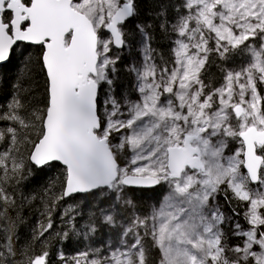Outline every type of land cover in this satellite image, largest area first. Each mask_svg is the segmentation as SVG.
Returning a JSON list of instances; mask_svg holds the SVG:
<instances>
[{"label":"snow or ice","instance_id":"1","mask_svg":"<svg viewBox=\"0 0 264 264\" xmlns=\"http://www.w3.org/2000/svg\"><path fill=\"white\" fill-rule=\"evenodd\" d=\"M14 57L43 94L18 75L0 105V264H264V0H161L146 13L140 0H0V64ZM57 165L60 191L46 187L48 222L32 237L44 246L18 247L35 199L21 189ZM157 187L149 213H122L130 192ZM61 202L58 242L109 239L54 259Z\"/></svg>","mask_w":264,"mask_h":264},{"label":"trees","instance_id":"2","mask_svg":"<svg viewBox=\"0 0 264 264\" xmlns=\"http://www.w3.org/2000/svg\"><path fill=\"white\" fill-rule=\"evenodd\" d=\"M161 0H140V7L142 13H146L150 9L158 7ZM166 2V0H165ZM147 18V17H144ZM158 51L164 56L165 59H169L171 56L170 46L166 39L161 38L159 32H157V41L154 45ZM245 58V54L235 58V65L240 64ZM219 61H217V64ZM21 62L18 57H14L11 61L0 64V105H6L11 97L13 91V83H17L16 77H21L19 84L25 90H30L32 95L41 96L43 94V78L33 73L31 77L26 76L27 69L22 68ZM209 76L215 82V86H219L222 81V73L217 65H213L209 69ZM133 78L122 72L120 77V90L125 95L135 96V89L133 87ZM22 95H26L25 92H21ZM235 147V145L233 146ZM128 154H122L124 160ZM63 179L62 166L57 165L55 168L44 169L43 171L37 170L33 177L30 178L25 186L21 189L24 196L31 199V202H25L20 209L19 219L17 220L16 213H11L14 220H17L16 231L18 234V247H25L31 244L37 251H39L44 245L40 241H33L32 237L34 230H37L41 224L46 225L48 218L44 213V202L47 199L45 195V189L48 185H52V192L58 193L60 191V182ZM164 188H151V189H135L130 192L134 207H124L121 209L122 213L127 216H131L134 213L147 214L151 211L154 205H157L162 195L164 194ZM20 199V196H17ZM67 203H75V201L69 200ZM67 203L61 202V205L57 207L56 211L52 213L53 229L52 236L49 238L50 250L53 253L55 259V253L57 249H61L68 255L73 256L78 252L85 251L89 246L100 247L102 243L109 239L110 234L101 229L96 237L91 241H77L72 240L61 244L57 241L55 233L59 232L65 225L61 223L60 214L64 207H67ZM87 211V210H85ZM45 236H48L46 233ZM43 239V238H42Z\"/></svg>","mask_w":264,"mask_h":264},{"label":"rangeland","instance_id":"3","mask_svg":"<svg viewBox=\"0 0 264 264\" xmlns=\"http://www.w3.org/2000/svg\"><path fill=\"white\" fill-rule=\"evenodd\" d=\"M247 59H248V55L245 53V58L243 59V61H242L239 65H238V64H236V65L234 64L233 66H234V67H237V68L240 67L243 63H245V62L247 61ZM221 82H222V81H221ZM114 142H115V141H114ZM127 159H128V156L124 158V161L126 162Z\"/></svg>","mask_w":264,"mask_h":264},{"label":"water","instance_id":"4","mask_svg":"<svg viewBox=\"0 0 264 264\" xmlns=\"http://www.w3.org/2000/svg\"><path fill=\"white\" fill-rule=\"evenodd\" d=\"M145 189H150V188H145Z\"/></svg>","mask_w":264,"mask_h":264},{"label":"flooded vegetation","instance_id":"5","mask_svg":"<svg viewBox=\"0 0 264 264\" xmlns=\"http://www.w3.org/2000/svg\"><path fill=\"white\" fill-rule=\"evenodd\" d=\"M151 189V188H150Z\"/></svg>","mask_w":264,"mask_h":264}]
</instances>
